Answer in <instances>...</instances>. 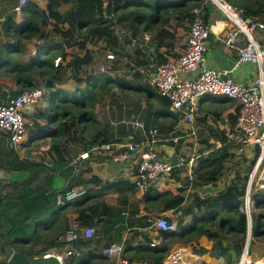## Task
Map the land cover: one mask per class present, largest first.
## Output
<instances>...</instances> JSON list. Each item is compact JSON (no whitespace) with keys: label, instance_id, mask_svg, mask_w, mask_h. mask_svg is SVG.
Instances as JSON below:
<instances>
[{"label":"trees","instance_id":"16d2710c","mask_svg":"<svg viewBox=\"0 0 264 264\" xmlns=\"http://www.w3.org/2000/svg\"><path fill=\"white\" fill-rule=\"evenodd\" d=\"M48 1L55 9L67 3L72 7L64 13L56 14L53 22H48L45 9L34 5L23 23H16L14 17L10 16L4 24L9 41L4 47V55L0 57V79L16 81L19 92L27 88L45 87V104H37L36 112L41 121L48 122L50 127L45 129L44 122L41 124L40 120L35 121V126L44 127V130L41 128L37 131L31 140L51 137L48 150L53 158L37 160L30 156L21 157L19 149L0 132V167L8 173L31 171L29 178L23 182L0 179V264H9L3 257L7 251L10 254L20 252L30 258L54 250L63 251L67 242L61 241L60 237L75 226L74 222L80 227L98 226L99 235L102 230L108 237L101 249L111 244L109 238L114 230L121 231L124 226H130L131 235L124 241V255L129 259H148L153 264H163V259L176 243H189L203 235L231 246L237 255L236 259L239 258L247 231V215L240 209V205L254 160L247 164L248 157H242V154L236 152L240 146L228 140L226 129L209 128L210 136L220 140L222 145L211 147L212 144H204L200 149L202 153L195 167L194 179L197 186L214 182L217 184L226 170L231 168L228 162L236 164L244 159L243 172H238L235 179L226 183L225 187L208 195L195 192L192 195L193 202L184 207L189 196L184 187L176 193L160 192L149 187L140 198H132L135 192H127L131 187L129 183L112 182L108 184L109 187L119 189L117 205H112L104 194V187L95 188L100 182L98 176L93 174L91 165L83 163L80 171L74 172L71 153L76 147L68 143L72 140L81 141L80 149L85 151L95 142L109 141L110 138L103 131L97 132L98 135L86 133L82 124L98 123L95 105L111 94L114 88L122 90L125 86L129 87L130 83L134 86L132 89L142 90V86H137L136 82L143 80L146 74L138 66L132 67L130 74L119 79H114L111 73L100 71L99 68V71H95L91 67L95 57L90 48L83 55L71 54L66 65L62 64V59L58 65L55 64L58 56L64 58L70 54L65 44L74 42L78 37L90 43L104 41L110 47H116L118 37L112 28L115 19L119 26L127 27L134 35L142 30L151 32L152 41L156 42L154 60L162 64L168 58L158 51L159 47H166L170 51L175 47L176 33L170 30L171 21L189 22L193 18L194 8L201 5H205V8L209 0ZM230 1L239 4L235 0ZM262 7L264 0L260 4ZM246 12L252 14L253 10L247 9ZM33 39L48 42L49 47L43 48L30 61L26 59L30 52L27 43ZM136 62L140 65L146 63L145 60ZM59 84L68 86L59 88ZM149 91H155V88L150 86ZM157 94L165 99V108L171 105L167 96ZM50 100L55 106L54 113ZM229 100L232 102L229 122L235 123L239 106L233 99ZM26 116L32 117L29 111H26ZM40 132L45 134L40 135ZM80 149L76 148L77 153L82 152ZM60 179L66 180L67 184L60 186ZM79 185L86 188L84 194L69 200L65 205L58 204L59 194ZM141 203H144L142 209L147 211L154 208L163 213L169 210L181 211L169 218L177 222V229L157 248L147 244L152 240L147 229L153 224V219L147 214H141ZM126 211L131 215L126 216ZM132 215L139 216L134 218ZM186 221H191V224L184 225ZM138 237L143 242L134 245ZM97 242L94 241V247ZM72 245L79 253L67 256L66 264H113L98 249L88 248L89 239L80 237Z\"/></svg>","mask_w":264,"mask_h":264},{"label":"built area","instance_id":"2783aa9c","mask_svg":"<svg viewBox=\"0 0 264 264\" xmlns=\"http://www.w3.org/2000/svg\"><path fill=\"white\" fill-rule=\"evenodd\" d=\"M209 1L213 2L232 24L226 38L227 46L236 53V60L232 67L224 69L204 67L212 29L203 17L205 5H201L194 8L193 18L187 23L188 32L181 40L182 49L179 56L170 57L162 64L153 59L145 66H138V69L152 76L157 92L170 99L172 108L179 113L180 120L187 124L188 132L195 137H197L196 120L200 105L207 96L224 95L233 99L239 106L237 120L225 126V135L229 141L239 144V152H244L247 157V152H251L253 158L248 157V164L251 160H254V163L248 173L245 193L240 205V209L247 215L246 238L240 259L235 264H264V257H260L257 249H254L255 246H264V240L257 238L253 231L257 195L264 191V45L256 37L260 30H264V20L256 14H248L245 8L235 5L230 0ZM32 3L38 5L36 0H19L15 11L20 13ZM44 9L46 20L53 22L52 12L48 8ZM5 20V17L0 18V31H2V22ZM118 25L115 19L112 28L118 29L121 37L124 36L134 44L140 43L141 32L134 35L127 27L118 28ZM240 34L243 35L242 40L238 37ZM142 37L143 44L146 45L152 35L142 32ZM35 53H38V50ZM106 57L112 62L118 59L114 50L109 51ZM61 59V56H58L55 64L58 65ZM244 63L252 64L255 68V74L248 84L239 82L232 75ZM99 70L108 71L110 68L101 64ZM46 91L44 87L27 88L0 103V132L6 135L10 143L19 151L25 148L28 141L29 122L26 110L39 104L44 99ZM43 124H46L45 128L50 127L48 122ZM138 124L143 126L144 122H138ZM151 133L153 136L148 142L107 141L94 144L90 149L82 151L78 158L86 160L92 155H109L112 160L119 163V171L132 172L133 184L138 190H146L161 179L174 176L176 170H179L185 181L182 186L191 191L192 182L196 177L195 160L200 156L197 148L195 147V152L191 156H186L184 154L185 142L183 144L181 142L185 136L183 133L158 138L159 129L157 127H154ZM170 140L173 141L177 152L173 154L174 156L165 158L160 153L162 148L159 145L166 144ZM197 143L199 144L198 140ZM198 144L195 143V145ZM211 144V147L213 145L220 147L222 142L210 139L208 145ZM85 192L86 188L72 187L64 194L58 195V204L65 205L69 200ZM152 219L153 224L147 231L154 233L156 237L147 244L157 248L166 242L169 235L177 229V222L170 221L166 215H158ZM188 223L187 221L184 225ZM80 237L89 239L88 248H94V241L99 238L98 226L70 228L60 237L61 241L67 242L64 250L61 252L54 250L45 256L56 254L61 263L66 264L67 256L79 253L72 242ZM125 249L126 244L121 241L104 246L100 254L105 255L113 264H153L148 259L127 258L124 255ZM163 264H206V261L203 255L187 246L179 245L172 247L163 259Z\"/></svg>","mask_w":264,"mask_h":264},{"label":"crops","instance_id":"0c3cea01","mask_svg":"<svg viewBox=\"0 0 264 264\" xmlns=\"http://www.w3.org/2000/svg\"><path fill=\"white\" fill-rule=\"evenodd\" d=\"M38 2V5L40 7L48 8L53 16L55 17L58 13H64L68 11L72 6L70 3L64 4L61 7L55 9L52 7V5L49 3L48 0H36ZM239 2L238 5L241 7L247 9H252L253 14H256L261 19L264 20V7L260 8V4L262 0H235ZM19 0H0V18L5 17L6 20L8 17L13 16L16 23H23L25 16L27 15L29 9H31L35 4L32 3L29 6H27L25 9L22 10V12L18 13L15 11V7L18 5ZM35 5V6H38ZM237 5V6H238ZM258 10V11H254ZM203 17L205 21L210 25L212 29V33L208 42V48L206 52V59L204 63V67L208 68H214V69H224V68H230L234 65V62L236 60V53L231 48H229L226 44V38L228 31L232 28V24L225 18L224 14L221 12V10L211 1H208L206 4L205 10L203 12ZM5 21L2 22V31H0V57L4 55V47L7 46L9 38L7 36L4 24ZM188 22L183 21H176L172 20L170 23V30L174 33H176V37L174 38L175 47L172 51L167 50L166 47H159L158 51L164 53L167 58L179 56V52L182 49V42L181 40L184 38V36L188 32ZM67 25L64 26L66 28ZM121 26L118 25V28ZM119 30L115 29L114 34L118 37L116 47H110V45H107L104 41L94 42L90 43L89 41L77 38L74 42H68L65 44L66 51L70 54L67 57L62 58V64L66 65L67 62L71 59V54H80L83 55L88 48L92 50L94 53V62L92 64V68L95 71H99V65L104 64L107 67L110 68V70L106 71L111 73V76L114 79L123 78V76H126L130 74V70L134 66H145L150 61L154 59V50L156 47V42L152 41V38L149 42L143 44L144 39L142 37V32L147 31H140V43H131L130 41H127L126 38L123 36L121 37L119 35ZM150 35H152L151 32ZM239 39H243V35L240 34ZM256 37L258 40L262 42L264 45V30H260ZM119 40V41H118ZM56 46H58L56 44ZM55 46V47H56ZM27 47L30 49L29 54L27 55V60H32L36 57L37 50L38 52H41L43 48H48L49 43L44 42L43 40L39 39H33L27 43ZM114 50L117 55L118 59L116 62L110 61L106 54ZM174 55V56H173ZM136 60H145V65L137 64ZM130 63V65H128ZM90 67V68H91ZM255 74V68L252 64L244 63L240 65L235 72L232 74L239 82L248 84L251 82L253 76ZM1 83V89H0V103L7 101L11 96L16 94L20 91L19 87H17V82L13 81L8 78L0 79ZM137 86H142V90H134L132 89L131 84L129 83V87H123V89L114 88L111 92V94L107 95L106 98L103 100H100L95 105V113L97 115L98 123H83L82 125L85 128L86 133L96 134L99 131H103L104 134H106L110 139L109 141L114 142H121L125 143L127 141H135V142H142L150 140L153 136L151 131L154 129V127H157L159 129V133H157V137L161 138L164 137H170L179 133H183L185 136L182 138L181 142H185V149L191 144L195 146V143H197V140L201 141L202 143H208L210 139H215L214 137L210 136L209 128H217L219 130L225 129V126L229 124V114H230V108H231V100L230 98H225L221 101H212L210 104H206V100L208 98H211V96H207L205 99L202 100L200 105V112L197 116L196 120V130H197V137L193 136L191 133L188 132V126L187 124L180 120L179 113L176 112L171 105L167 106L165 108V99L161 98L155 91H149L150 86L155 88L152 82V76L146 75L143 80L136 82ZM66 84H59V88L67 87ZM45 88V87H44ZM47 93V91H46ZM42 103H44V99L42 100ZM208 110L209 112L205 111ZM26 111H29L32 115L31 118H28V122L31 125L30 129V135H28V141L31 139V137L35 136L36 132L41 130V128L44 130V127H36L34 122L35 121H41V118L38 117L36 112V106L28 108ZM205 118L199 119V118ZM44 121H41V124ZM138 122H144L143 126H140ZM47 123V122H46ZM43 126V125H42ZM33 133V134H32ZM41 133V132H40ZM187 133V135H186ZM45 134V132L41 133L40 135ZM33 141H39L38 143H48L50 141V144L48 146V149L51 145V137H39L32 139ZM28 141L25 144V148L21 151H19V154L21 157L30 156L35 159H42L45 158L47 160H52V154L49 152V150H40L38 153H36V148H34L32 145L28 146ZM70 146L78 147L80 149V146L82 145L81 141H71V143H68ZM99 144L97 142L93 143ZM91 145V146H92ZM38 146V144L36 145ZM162 150H160V153L165 158H170L175 152H177V148L174 147L173 141H169L166 144H160ZM165 146H172L174 151H167L165 149ZM76 148L71 153L72 157V164H74V172L78 173L81 169V166L83 163H87L92 166L93 174L98 176L99 184L96 185V189H100L104 187L103 191L106 197L108 198L109 202L112 205H117V197H118V188L116 187H109L108 184H111L112 182H127L131 185V187L128 189V193L131 191L135 192L132 196L134 198L137 196V198H140L142 195H144L148 189L146 190H138L134 184H133V178H132V172L127 171L126 173L124 171H119V168L117 172H113L110 170V162L112 161L111 157L107 154H101L98 156H91L89 159L82 160L79 157L80 153H77ZM46 151V152H43ZM80 151H82L80 149ZM198 153H200L201 156V150L198 149ZM46 154V155H45ZM193 154V151L191 155ZM189 155V156H191ZM174 156V155H173ZM198 156L195 160V164L197 165ZM82 164V165H81ZM233 169V168H232ZM243 172V171H242ZM237 175V173H236ZM236 175L234 174L233 177H229L230 180H227V184L232 182V180L235 179ZM224 174L222 175V177ZM221 177V178H222ZM184 176L182 173L179 172V170H176L175 175L166 178L161 179L160 181L156 182L154 187L160 192H172L176 193L178 192L179 188H182L184 183ZM195 183V182H194ZM58 184L60 186H65L67 184L66 180L60 179L58 181ZM210 184V183H208ZM215 184V183H214ZM195 184V188H199ZM226 184L222 185V188L225 187ZM75 187H83V185L75 186ZM198 190V189H196ZM189 192V190H188ZM215 193V192H214ZM257 204L256 209L254 211V221H253V231L257 238H260L264 240V191L260 192L259 195H257ZM191 202H193L192 196L189 192V196L186 198L183 206L186 207ZM141 214H147L150 216L149 218L156 217L157 215H166L168 218L175 217L179 212L174 211H167L165 213L159 211L157 208H154L150 211L142 209L144 206V203H141ZM126 216L131 215L129 211L125 212ZM134 218L138 217L139 215H132ZM257 216V218H255ZM187 222V221H186ZM187 224L190 225L191 222L188 221ZM255 222H257V226L255 227ZM150 228V227H149ZM131 227L126 226L123 227L121 231L114 230L109 238V242L116 243L125 241L130 235H131ZM149 232V231H148ZM99 233V229H98ZM101 235H99L98 242L96 243V249H101L102 244H105L108 241V237L104 234L102 230H100ZM119 235H122L123 237L120 238ZM152 239L156 237L154 233L151 232ZM143 242L141 237L137 238L134 241V245H139ZM184 243L182 241L176 243L174 246H187L189 249H192L194 252L204 255L206 264H220L216 258L211 257L209 255V252L207 251V254L209 256V260H207V255H205V248H208L209 246L213 244H220L224 247V249H228L233 253L234 259L236 262L240 259L237 258V255L232 249L231 246L227 245L226 243H220L219 240L211 239L207 235L201 236L198 240L189 242L188 244H181ZM192 244V245H191ZM209 245V246H208ZM257 247V248H256ZM254 249H257L258 254L260 257H264V246H255ZM200 252H203L200 253Z\"/></svg>","mask_w":264,"mask_h":264},{"label":"water","instance_id":"95a60500","mask_svg":"<svg viewBox=\"0 0 264 264\" xmlns=\"http://www.w3.org/2000/svg\"><path fill=\"white\" fill-rule=\"evenodd\" d=\"M106 11L107 9L105 10V12ZM39 104H42V101H40ZM165 149L168 152L170 150L174 151L172 146H165ZM119 167L120 165L117 161L112 160L110 162V170H112L114 173L117 172ZM30 174H31L30 170H19L8 173L5 169L0 167V179L9 178L12 181L23 182L29 178ZM205 250L209 252V255L211 257L216 258V260L220 264L236 263L233 253L228 249H224V247L220 244H213L208 248H205ZM17 254L21 255L20 261L16 259ZM3 257L7 259L9 264H62L59 258L56 256V254L53 253L49 256L41 255V256H36L34 258H30L27 255L20 252H12L10 254V252L7 251Z\"/></svg>","mask_w":264,"mask_h":264},{"label":"rangeland","instance_id":"374dc122","mask_svg":"<svg viewBox=\"0 0 264 264\" xmlns=\"http://www.w3.org/2000/svg\"><path fill=\"white\" fill-rule=\"evenodd\" d=\"M101 65V64H100ZM99 65V66H100ZM226 98V96H224V95H216V96H211V98H208L207 100H206V104H210V103H212V101H221V100H224ZM50 104H51V106H52V108H53V113H54V110H55V106L53 105V101H51L50 100ZM205 111H207V112H209L207 109L205 110ZM199 118V117H198ZM199 119H205V118H199ZM30 129H31V125H30V123H28V133H29V135H30ZM45 129H48V128H45ZM33 134V133H32ZM31 136V135H30ZM31 139H29V141H28V146H33L34 148H36V151L38 152V151H40V150H47L48 149V146H49V144H50V141L48 142V143H46V142H42V143H38L39 141H33V140H31ZM202 138H201V141H200V143L198 144V145H195L194 146V144L192 145L191 144V146H189L188 148H187V150L184 152V154L186 155V156H189V155H191V153H192V151L193 152H195V147L197 148V150L198 149H201L203 146H204V144L202 143ZM38 144V146H36ZM43 152H46V151H43ZM236 152H238L239 154H242V157H246V155H245V153L244 152H239V151H236ZM46 155V154H45ZM247 155H248V157L249 158H253V154L251 153V152H247ZM199 159V158H198ZM242 161H244L245 162V160L243 159ZM242 161L240 160V161H237L236 162V164L235 163H230V162H228V167H231L230 169H228V170H226V172L224 173V176L218 181V183L217 184H214V183H210V184H205V185H202V186H199V188H195V183H193L192 184V193H190L191 194V196L193 195V193H195V192H197V193H199V194H201V195H208V194H210V193H214V192H216V191H218L220 188H222V185L223 184H226L227 183V180H230L229 179V177L228 176H230V177H233L234 176V174L236 175V173H238V172H242L243 171V168H244V166L242 165ZM247 162V164H248V160L246 161ZM238 163V164H237ZM233 168V169H232ZM196 189H198V190H196ZM194 191V192H193ZM73 216V215H72ZM158 216V215H157ZM255 218H257V216H255ZM191 222V221H190ZM73 225H75V226H79V224L78 223H76V222H74L73 223ZM257 226V222H255V227ZM80 227V226H79ZM181 244H188V243H186V242H184V243H181ZM190 244V243H189ZM192 245V244H191ZM209 246V245H208ZM200 253H202L203 254V252H200ZM205 255H207V260H209V256H208V254H207V251H205ZM204 256V255H203ZM20 258H21V255L20 254H17V260L18 261H20ZM209 263H210V260H209ZM207 264H208V262H207Z\"/></svg>","mask_w":264,"mask_h":264},{"label":"clouds","instance_id":"9594fccd","mask_svg":"<svg viewBox=\"0 0 264 264\" xmlns=\"http://www.w3.org/2000/svg\"><path fill=\"white\" fill-rule=\"evenodd\" d=\"M156 89V88H155ZM157 91V90H156ZM158 93V92H157ZM161 95V94H160ZM246 155V154H245ZM196 167V166H195ZM194 171H195V168H194ZM192 183H194V181L192 182ZM190 193H192V191H189ZM194 192V191H193Z\"/></svg>","mask_w":264,"mask_h":264}]
</instances>
